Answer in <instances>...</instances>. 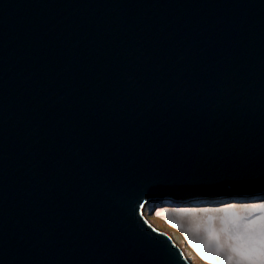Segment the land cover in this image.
<instances>
[{"label": "water", "instance_id": "95a60500", "mask_svg": "<svg viewBox=\"0 0 264 264\" xmlns=\"http://www.w3.org/2000/svg\"><path fill=\"white\" fill-rule=\"evenodd\" d=\"M263 191L264 0H0V264H194L146 208Z\"/></svg>", "mask_w": 264, "mask_h": 264}, {"label": "rangeland", "instance_id": "374dc122", "mask_svg": "<svg viewBox=\"0 0 264 264\" xmlns=\"http://www.w3.org/2000/svg\"><path fill=\"white\" fill-rule=\"evenodd\" d=\"M257 197L253 198H227L217 201L199 200L188 203H177L173 201H154L147 208L150 221L161 231L171 233V236L178 245L183 247L186 255L194 264H237L241 259L235 254L225 256L218 252L213 246L204 244L201 239L193 232H188L185 227L186 222L178 220L179 216L184 219H194L202 221L205 229L214 236L210 237L212 241L222 243L227 234L223 231L224 221L232 217L220 211L230 209L240 217L255 219L264 212H249L250 209H259L264 205V191L256 192ZM182 213H194V215H185ZM207 213V214H205ZM213 224H220L221 231L217 232L212 229ZM206 235V234H205ZM207 236V235H206Z\"/></svg>", "mask_w": 264, "mask_h": 264}, {"label": "snow or ice", "instance_id": "6c2138e0", "mask_svg": "<svg viewBox=\"0 0 264 264\" xmlns=\"http://www.w3.org/2000/svg\"><path fill=\"white\" fill-rule=\"evenodd\" d=\"M232 219L224 221L223 231L228 236L225 246H217V251L227 256L235 254L241 259L237 264H264V215L255 219L240 217L230 209L220 210ZM249 212H264V205ZM194 215V213H182ZM207 214V213H205Z\"/></svg>", "mask_w": 264, "mask_h": 264}, {"label": "bare ground", "instance_id": "6f19581e", "mask_svg": "<svg viewBox=\"0 0 264 264\" xmlns=\"http://www.w3.org/2000/svg\"><path fill=\"white\" fill-rule=\"evenodd\" d=\"M223 200V199H222ZM225 200V199H224ZM180 219V221H185L186 222V228L188 229L187 231L188 232H193L196 234L197 238L199 237L201 239V241L204 243V244H208V246L210 245L211 247L213 246L215 249H217V246H225L226 243L228 242V238L227 237H224V241L222 243H219L218 241H212L210 239V237L214 236L213 233H210L211 236H209V232L205 229V224L202 223V221H195L194 219H184V217L182 216H179L178 220ZM211 230H214V231H221L220 229V224H213L212 225V229ZM207 236H206V235ZM181 246H179L180 248ZM183 249V247H181ZM232 253H229V255L227 256H230Z\"/></svg>", "mask_w": 264, "mask_h": 264}, {"label": "clouds", "instance_id": "9594fccd", "mask_svg": "<svg viewBox=\"0 0 264 264\" xmlns=\"http://www.w3.org/2000/svg\"><path fill=\"white\" fill-rule=\"evenodd\" d=\"M147 219H148V221L150 222V223H152L150 220L151 219H149V217H148V215H147ZM166 233H167V231H165ZM170 235V234H169ZM172 239H173V237L172 236H170ZM174 241V240H173ZM181 248V247H180ZM182 249V248H181ZM183 250V249H182ZM183 252L185 253V251L183 250ZM186 254V253H185ZM187 256V255H186ZM188 257V256H187ZM189 258V257H188Z\"/></svg>", "mask_w": 264, "mask_h": 264}]
</instances>
